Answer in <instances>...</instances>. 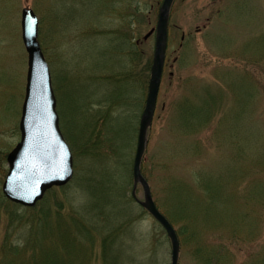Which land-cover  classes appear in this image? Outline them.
<instances>
[{"label": "rangeland", "instance_id": "rangeland-1", "mask_svg": "<svg viewBox=\"0 0 264 264\" xmlns=\"http://www.w3.org/2000/svg\"><path fill=\"white\" fill-rule=\"evenodd\" d=\"M162 3L0 0V264L172 263L171 240L134 178ZM25 7L40 19L74 154L72 181L35 207L3 191L8 154L22 137ZM141 169L178 232L179 264H264V0H174ZM207 177L225 181V200L203 190ZM183 190L188 201L174 197ZM207 203L219 208L204 218ZM187 205L194 211L182 215Z\"/></svg>", "mask_w": 264, "mask_h": 264}, {"label": "water", "instance_id": "water-1", "mask_svg": "<svg viewBox=\"0 0 264 264\" xmlns=\"http://www.w3.org/2000/svg\"><path fill=\"white\" fill-rule=\"evenodd\" d=\"M173 3L174 0H164L159 13L149 92L140 121L134 160V178L145 191L143 206L165 228L171 240V264H179L181 245L177 231L158 209L150 184L141 169L149 129L158 104ZM22 28L29 52L28 85L20 124L22 137L8 156L10 171L4 184V193L16 203L35 206L49 189L67 185L72 180L74 159L60 128L50 67L38 41L39 19L31 8L23 10ZM153 31L145 38H149Z\"/></svg>", "mask_w": 264, "mask_h": 264}, {"label": "trees", "instance_id": "trees-1", "mask_svg": "<svg viewBox=\"0 0 264 264\" xmlns=\"http://www.w3.org/2000/svg\"><path fill=\"white\" fill-rule=\"evenodd\" d=\"M205 104H207V101H205ZM206 106L202 107V109L200 111L201 112L200 118H199L201 121H204V122H206L207 119L210 117V115L207 113L208 112V108H206ZM188 107H189V104H188ZM209 110H211V107L209 108ZM189 113H190L189 110L187 112H185V114H188V116H186V117L192 116ZM196 117H198V116H196ZM86 125H87V123H86ZM80 131H81V134H82V132H84L83 128H81ZM222 184L226 187V183H225L224 180H223ZM225 187L222 188V185L220 184V182L218 180H215L214 183H213L212 182V177L205 178V181L202 184L203 190L205 192H207L209 194V196H211L213 198V201H217L218 198L221 201L225 200V197H224V193L226 191ZM183 191H184V193L180 192L179 194H177V192L174 191V195H175L174 197H177L178 200H183V199L187 198V201L189 200L188 196L190 198H192L191 194L188 195V191L187 190H183ZM184 203H186V202H184ZM188 207H190L191 209L188 208ZM218 208H219V205L216 204V203H210V204L207 203V204H205L203 206V210H201L199 212H201L203 217L206 218L211 212L214 213V211H216L215 209H218ZM181 210L182 211L180 213L182 215L184 214V210H186V211L187 210L188 211H194V209L191 207V205H187L186 208H181ZM191 214H193V213H189L188 216L191 215ZM239 217H240V215H239ZM240 218H241L240 220H243L242 217H240ZM189 229H190V234L195 232V227L194 226L193 227H189ZM33 254H34V251H33V253H31V255H33Z\"/></svg>", "mask_w": 264, "mask_h": 264}, {"label": "bare ground", "instance_id": "bare-ground-1", "mask_svg": "<svg viewBox=\"0 0 264 264\" xmlns=\"http://www.w3.org/2000/svg\"><path fill=\"white\" fill-rule=\"evenodd\" d=\"M47 194V193H46Z\"/></svg>", "mask_w": 264, "mask_h": 264}]
</instances>
